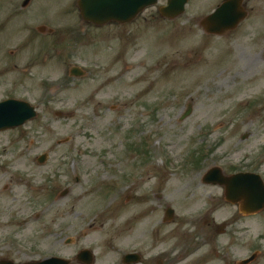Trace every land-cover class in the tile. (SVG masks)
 Here are the masks:
<instances>
[{
  "label": "rangeland",
  "instance_id": "374dc122",
  "mask_svg": "<svg viewBox=\"0 0 264 264\" xmlns=\"http://www.w3.org/2000/svg\"><path fill=\"white\" fill-rule=\"evenodd\" d=\"M77 1L22 8L23 0H0V100L24 99L39 111L0 132V258L72 256L90 246L95 264H120L143 234L137 228L168 206L176 215L161 226L155 252H183L178 264L264 255V209L240 214L220 183L203 181L215 164L224 175L264 179V0H244L247 17L227 33L200 24L223 0H189L173 19L153 6L102 26L84 21ZM71 65L85 75H71ZM76 166L79 181L70 179ZM108 193L118 199L112 208Z\"/></svg>",
  "mask_w": 264,
  "mask_h": 264
},
{
  "label": "water",
  "instance_id": "95a60500",
  "mask_svg": "<svg viewBox=\"0 0 264 264\" xmlns=\"http://www.w3.org/2000/svg\"><path fill=\"white\" fill-rule=\"evenodd\" d=\"M188 0H169L167 6H161V12L168 17H174L184 11ZM157 0H80L79 7L85 19L98 24L111 20L127 22L134 19L146 6L156 3ZM242 0H228L222 8L208 16L204 25L208 30H220L223 25L233 24L235 18L242 19L246 11L241 6ZM191 112H186L185 116ZM35 116L34 108L25 101L14 100V102L0 103V130L27 122ZM220 171V170H219ZM215 180L225 185L227 198L234 200V192L248 188L256 189L252 201L248 202L251 208L264 207V186L262 180L256 175H234L231 177H220ZM0 264H15L10 260H1ZM23 264H69V260L61 258H49L43 261H32Z\"/></svg>",
  "mask_w": 264,
  "mask_h": 264
},
{
  "label": "flooded vegetation",
  "instance_id": "af4514ba",
  "mask_svg": "<svg viewBox=\"0 0 264 264\" xmlns=\"http://www.w3.org/2000/svg\"><path fill=\"white\" fill-rule=\"evenodd\" d=\"M60 175L58 174H52L51 178H55V177H59ZM70 177V176H69ZM124 178L128 177V174H124L123 175ZM49 179V180H50ZM71 179V177H70ZM74 180L79 181L80 178L78 176L74 177ZM47 181V180H46ZM57 200V198L53 197L49 199V204L48 205H52L54 204V202ZM105 201H107L109 204L115 206V204L118 203V199L114 198V197H106ZM112 206V207H113ZM156 213L152 214V215H148L149 219L147 221H144L138 228L137 230L140 231L143 227V231H142V236L140 237V240L137 242V244L131 245V246H127V248L123 251L125 253H130V252H134V253H138L140 256V262L137 264H178L181 259L186 258L185 254L183 252H179L177 254V256H175L174 258H172V255L169 251H164V252H155V250H157L156 246L158 243V233H160V229L161 226H163L164 224H167L168 221H166L164 215H160V210L157 209ZM80 214V212H79ZM146 216V215H145ZM145 216H141V218H144ZM175 223H177L175 221ZM59 228H62V225L57 227V230ZM173 230V234L174 237L176 236V230L177 227L174 226L172 228ZM53 232V230H52ZM59 234H62V231L57 233V236ZM156 253V254H154ZM259 258L263 257L264 255L262 253H259ZM183 257V258H182Z\"/></svg>",
  "mask_w": 264,
  "mask_h": 264
}]
</instances>
